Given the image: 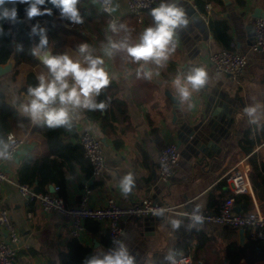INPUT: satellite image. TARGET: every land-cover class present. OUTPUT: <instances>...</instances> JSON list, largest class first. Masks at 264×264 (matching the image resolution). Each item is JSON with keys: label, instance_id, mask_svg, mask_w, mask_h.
Wrapping results in <instances>:
<instances>
[{"label": "crops", "instance_id": "obj_1", "mask_svg": "<svg viewBox=\"0 0 264 264\" xmlns=\"http://www.w3.org/2000/svg\"><path fill=\"white\" fill-rule=\"evenodd\" d=\"M86 1L89 0L83 1L82 5L88 7ZM114 3L119 7L114 13H106L105 17H109L110 21L102 24L104 33L99 36L92 34L96 39L90 49L93 55L103 56L107 37L120 40L127 36L135 41L146 27L153 24L150 10L146 12L144 21L139 22L129 14L127 0H114ZM207 3H211L213 8L205 12L195 0H180L189 17V25L177 30L176 51L163 66L154 63L146 65L153 72L151 80L144 78L143 74L138 76L140 65L131 63L123 53L117 52L110 58L104 56V67L111 83L107 93L108 108L100 114L104 116L107 113L109 118L105 122L101 118H90L84 109L76 114L74 120L80 133L90 128L100 138H106V143H103L106 168L97 178L84 173L70 178L66 194L63 195L67 203L79 201L85 180L91 183V203L94 205H102L107 197L112 196L123 206H130L150 194L163 202L178 205L179 210L183 211L196 209L199 205L201 208L209 207L232 194L223 175L245 152L239 147V140L248 130L256 135L264 127V54L250 51L254 37L253 19L257 12L264 9V0H246L244 6L235 0H223V5L214 1ZM93 6L100 12L96 4ZM211 16L227 21L233 37L231 46L248 54L241 85L227 75L216 73L209 63L210 54L225 47L213 34ZM112 20L124 24L127 31L112 33L108 28ZM67 53L81 58L75 49H69ZM194 65L206 67L208 82L181 106L171 82L179 73H186ZM16 69L19 72L14 75ZM30 71L38 75L46 73L47 69L41 63L29 65L22 62L0 77V80L5 79L1 81L5 92L18 100L20 105L26 102L27 93L21 89ZM117 104L126 108L127 117L118 114V121H113L111 110H117ZM253 104L260 107L250 117L244 109ZM205 113H208L207 119L204 118ZM18 132L30 134V140L16 157L0 158V165L15 181H19L26 155L32 153L40 156L46 151L41 134L31 130ZM171 141L179 142L182 157L177 173L165 185L158 181L156 162L161 146ZM255 154L259 162H264V150ZM129 172L135 177V185L125 197L118 186L120 178ZM4 192V204L13 214L21 234L16 264H63L60 252L75 238L70 232V218L46 213L37 204H27L14 182H7ZM250 195L253 199L251 208L264 204V199L260 200L255 190ZM170 218L183 221L179 229L173 230ZM188 223L189 216L177 212L140 220L127 217L122 240L129 246L137 264H164L167 251L174 249L177 241L195 228H187ZM95 226L88 221L87 230L77 239L92 247L93 253L102 248L108 250L113 244L109 242L107 224L97 222V229ZM196 227L203 228L211 237L204 247V256L210 258V264H227L221 260L226 246L230 242L244 245L249 240L246 234L243 238L241 230L236 228L209 222ZM238 264H264V260L249 263L243 257Z\"/></svg>", "mask_w": 264, "mask_h": 264}, {"label": "clouds", "instance_id": "obj_2", "mask_svg": "<svg viewBox=\"0 0 264 264\" xmlns=\"http://www.w3.org/2000/svg\"><path fill=\"white\" fill-rule=\"evenodd\" d=\"M95 2V0H94ZM104 11L111 14L119 7L114 0H103ZM80 0H0V21L9 26H15L34 18L52 16L53 9H58L61 20L72 24L84 23L78 5ZM5 5H11L5 7ZM19 5H23V17L19 14ZM50 5V6H49ZM153 24L146 27L138 40L131 41L127 36L115 40L107 37L103 56L93 55L88 43H81L77 51L81 58H74L69 53L53 54L49 48L48 28L39 21L32 23L28 33L33 44L29 49L47 69L37 75L38 83L27 88L26 102L20 105L24 114L34 122H43L47 127H65L71 129L73 120L80 110L104 111L105 101H99L102 90L111 83L106 71L104 56L112 57L115 53H123L131 63H137V75L151 80L153 72L146 68L151 63L163 66L176 51L175 36L178 29L187 28L189 17L181 6L180 0H160L158 6L150 9ZM112 33L127 31L124 24L112 20L108 25ZM3 25H0V36L5 35ZM7 34H10V29ZM23 45H18V51H23ZM159 75V73H156ZM208 71L203 65L191 66L187 72L179 73L173 80L177 99L182 106L191 100L194 92L202 89L208 82ZM260 107L259 104L249 105L244 111L251 117ZM14 150V141L9 137L5 140L0 136V158L10 159ZM135 185V177L129 172L120 178L119 190L123 196H128ZM163 215L162 211L155 213ZM201 206L189 216L187 228L191 229L203 224ZM173 230L180 228L183 221L170 218ZM178 251L169 249L164 256V264H178ZM82 264H137L129 246L122 239H114L113 246L108 250L101 249L85 257Z\"/></svg>", "mask_w": 264, "mask_h": 264}, {"label": "built area", "instance_id": "obj_3", "mask_svg": "<svg viewBox=\"0 0 264 264\" xmlns=\"http://www.w3.org/2000/svg\"><path fill=\"white\" fill-rule=\"evenodd\" d=\"M192 1V0H186ZM87 2V1H86ZM90 2V3H88ZM86 5H97L98 9L104 11L103 0H89ZM160 0H127L129 14L139 22L144 21L148 10L158 6ZM213 8L211 3L206 4V10ZM107 13V12H105ZM71 28L74 24L64 21ZM254 37L250 44V51L256 54H264V9L253 19ZM209 63L218 74L227 75L236 84H242V75L248 63V54L238 48L224 47L213 52L209 56ZM14 141V150L11 158L18 155L22 147L30 140V134L11 131L8 138ZM79 142L82 145V153L91 165L92 178L99 177L106 168V158L101 138L90 128H85L80 133ZM255 148L247 153H242L235 165L228 170L223 178L229 184L232 194L224 200L209 207L201 208L204 222L219 224L230 228L246 230L249 240L264 242V204H256L248 210L236 211L238 205L235 195L241 193L253 194V173L251 165L252 154L264 150V140L257 142ZM182 152L177 141H171L161 146L156 167L158 181L163 184L171 182L180 165ZM14 182L27 204H37L46 213H56L68 216L71 220L70 232L75 237H80L87 230V222L95 220L105 222L108 228L110 244L114 239H122L125 234V219L133 217L136 219L155 216L157 212H177L190 216L196 209L179 210L178 205L159 201L155 196L146 195L137 203L123 206L115 197H107L102 205L91 203L92 187L89 180L83 182L80 199L74 204L66 202L60 193V187L54 185L51 191H36L30 184L21 183L11 178L8 171L0 165V264H16L18 250L21 243L16 220L10 209L4 204L5 185ZM27 247L28 244H25ZM68 264V263H63ZM79 264H82L80 262ZM178 264H196L191 252L178 256Z\"/></svg>", "mask_w": 264, "mask_h": 264}, {"label": "trees", "instance_id": "obj_4", "mask_svg": "<svg viewBox=\"0 0 264 264\" xmlns=\"http://www.w3.org/2000/svg\"><path fill=\"white\" fill-rule=\"evenodd\" d=\"M80 0L78 7L81 15L84 17V23L74 24L71 28L67 27L64 20L58 15V9H53L52 16H42L34 18L33 21H24L15 26H9L6 22L0 21L3 25L5 35L0 36V63H6L10 57L16 60L15 66L24 62L29 65L40 63L30 54L29 49L33 44V40L29 38L30 26L32 23L39 21L48 28L49 48L53 54L65 53L69 49L77 50L81 43H88L90 49L93 47L96 39L92 36H99L104 33L102 24H107L110 19L104 20L106 13L98 12L94 6H83ZM214 1L223 5V0H195L203 11L206 10V4ZM240 6H244L246 0H235ZM11 5H5L10 7ZM50 6V5H49ZM19 14L23 17V5H19ZM109 18V17H107ZM70 23V22H68ZM210 27L216 39L222 42L225 47H232L233 37L230 32V26L226 20L217 17L210 18ZM10 29V34H7ZM23 45V51H18V45ZM18 69L14 71V75L18 73ZM37 74L30 71L26 77V84L22 87V91L27 93L29 85L35 86L38 81ZM110 86V85H109ZM108 87L102 90L101 95L97 98L99 101H105L108 108L107 93ZM20 102L9 97L2 87L0 80V136L5 140L11 131L22 130L24 132L31 130L42 135L46 151L42 155L28 154L25 156L22 167L19 172V182L30 184L36 191H49L48 186L54 184L60 187V193L66 194L67 183L70 178L76 177L79 173L89 176L91 174V165L89 160L82 153V145L78 141L80 132L77 129L76 121L73 120L71 129L65 127L50 128L43 122H36L20 110ZM101 111L86 110V115L90 118H101L103 122L108 120L109 115L106 113L101 116ZM118 114L127 117L126 108H121L117 104V110H111L112 120H117ZM112 125V124H111ZM106 132V124L104 127ZM264 140V127L254 135L248 130L239 140V147L249 153L253 150L257 142ZM251 159L252 172L254 175L253 188L260 200L264 199V162L258 161L256 154ZM236 202L244 210L251 208L253 199L250 194L241 193L235 195ZM224 200V199H223ZM97 222L90 220L89 223ZM210 235L200 227L193 228L190 232L181 237L175 244L174 249L178 254L191 252L196 264H210V258L204 256L205 245L210 240ZM93 253V248L82 244L77 238H73L68 242L67 248L60 252V258L63 263L79 264L84 258ZM246 258L249 263L264 260V242L248 240L244 245H238L237 242H230L221 260L227 264H238L241 258ZM215 264V263H213Z\"/></svg>", "mask_w": 264, "mask_h": 264}, {"label": "water", "instance_id": "obj_5", "mask_svg": "<svg viewBox=\"0 0 264 264\" xmlns=\"http://www.w3.org/2000/svg\"><path fill=\"white\" fill-rule=\"evenodd\" d=\"M261 11L262 10H260L259 12H257V14H255V16L259 15ZM50 50L52 51L51 48H50ZM11 59L13 61H10ZM15 63H16V60H15V58L13 56L10 57L9 60L6 63H0V77L3 76V75H5V74H7V73H9L10 71H12L13 68L15 67ZM204 118L205 119L208 118V113H205L204 114ZM101 140H102L103 143H106V138L105 137L101 138ZM53 189H54V185L51 184L50 185V190L52 191ZM157 199L162 202V200H160L159 198H157ZM235 210L236 211H241L242 210V207L240 205H237L236 208H235ZM164 214H166V213H164ZM148 217H150V216H148ZM145 218H147V217H144V219ZM140 219H143V218H140ZM240 230H241L240 232H241L242 237L245 238L246 230L244 228H242Z\"/></svg>", "mask_w": 264, "mask_h": 264}, {"label": "rangeland", "instance_id": "obj_6", "mask_svg": "<svg viewBox=\"0 0 264 264\" xmlns=\"http://www.w3.org/2000/svg\"><path fill=\"white\" fill-rule=\"evenodd\" d=\"M84 1H85V0H84ZM108 19H109V18H107V17H104V20H108ZM120 32H121V31H120ZM118 33H119V32H118ZM14 68H15V67H14ZM4 80H5V79H4V77H3V78H1V81H2V82H4Z\"/></svg>", "mask_w": 264, "mask_h": 264}]
</instances>
